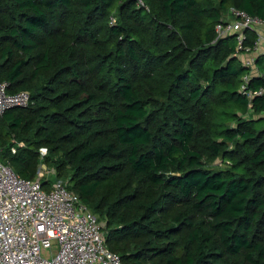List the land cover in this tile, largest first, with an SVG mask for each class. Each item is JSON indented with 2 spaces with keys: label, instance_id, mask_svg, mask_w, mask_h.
<instances>
[{
  "label": "trees",
  "instance_id": "trees-1",
  "mask_svg": "<svg viewBox=\"0 0 264 264\" xmlns=\"http://www.w3.org/2000/svg\"><path fill=\"white\" fill-rule=\"evenodd\" d=\"M232 8L264 19V0H0V81L31 95L0 115V158L65 180L123 264H264V97L244 93L264 54L244 64L255 29L219 36Z\"/></svg>",
  "mask_w": 264,
  "mask_h": 264
},
{
  "label": "built area",
  "instance_id": "built-area-1",
  "mask_svg": "<svg viewBox=\"0 0 264 264\" xmlns=\"http://www.w3.org/2000/svg\"><path fill=\"white\" fill-rule=\"evenodd\" d=\"M230 11L234 18L218 24L216 30L219 36L236 32L240 42L247 27L259 31L256 49L248 48L244 58L245 65L255 67V56L264 54V19ZM244 93L249 99L264 97V87ZM30 102L29 92L10 93L8 84L0 81V115ZM41 153L45 155L46 148ZM42 175L23 178L0 158V264H123L108 248L103 224L79 195L69 190L65 180L44 189Z\"/></svg>",
  "mask_w": 264,
  "mask_h": 264
},
{
  "label": "rangeland",
  "instance_id": "rangeland-1",
  "mask_svg": "<svg viewBox=\"0 0 264 264\" xmlns=\"http://www.w3.org/2000/svg\"><path fill=\"white\" fill-rule=\"evenodd\" d=\"M226 15V19H233L234 18V15L231 13V11H228V13L227 14H225ZM46 173L45 174H47V175H49V174H51L52 173V171L49 169V170H47V171H45Z\"/></svg>",
  "mask_w": 264,
  "mask_h": 264
},
{
  "label": "crops",
  "instance_id": "crops-1",
  "mask_svg": "<svg viewBox=\"0 0 264 264\" xmlns=\"http://www.w3.org/2000/svg\"><path fill=\"white\" fill-rule=\"evenodd\" d=\"M255 70H256V68H255Z\"/></svg>",
  "mask_w": 264,
  "mask_h": 264
}]
</instances>
